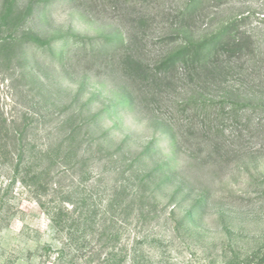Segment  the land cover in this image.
I'll return each mask as SVG.
<instances>
[{
    "label": "rangeland",
    "instance_id": "1",
    "mask_svg": "<svg viewBox=\"0 0 264 264\" xmlns=\"http://www.w3.org/2000/svg\"><path fill=\"white\" fill-rule=\"evenodd\" d=\"M194 1L0 0V264H264V0Z\"/></svg>",
    "mask_w": 264,
    "mask_h": 264
},
{
    "label": "trees",
    "instance_id": "2",
    "mask_svg": "<svg viewBox=\"0 0 264 264\" xmlns=\"http://www.w3.org/2000/svg\"><path fill=\"white\" fill-rule=\"evenodd\" d=\"M204 2V0H195L194 3L190 6L187 7V14L192 15L194 11H196ZM230 29H225L218 35L212 38V44L210 45V52L214 51H219V50H226L230 51L233 50L235 52H241L243 50L242 44H232L233 39L231 36V33L229 32ZM205 46V43H200L198 45H192L193 48L196 50H199L201 47L203 48ZM124 47V44H123ZM94 54V53H92ZM100 54V53H98ZM229 264H236V263H229ZM238 264V263H237Z\"/></svg>",
    "mask_w": 264,
    "mask_h": 264
}]
</instances>
